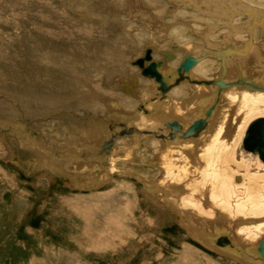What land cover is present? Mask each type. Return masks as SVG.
Returning a JSON list of instances; mask_svg holds the SVG:
<instances>
[{
	"label": "bare ground",
	"instance_id": "1",
	"mask_svg": "<svg viewBox=\"0 0 264 264\" xmlns=\"http://www.w3.org/2000/svg\"><path fill=\"white\" fill-rule=\"evenodd\" d=\"M124 1H116L124 3V6L123 3L114 5L118 12L126 10L129 14L149 16L151 4L158 8L151 14L152 22L159 26L157 30L150 20L146 24L152 40L158 36L165 38L167 31L175 26L172 32L180 42L173 44V50L160 47L157 55L154 48L161 44L143 47L146 33L140 30L145 28L112 16L121 30L113 31L116 37L110 40L105 32L112 22L104 23L94 42L98 47L102 45L104 52H93L94 68L84 65V61H74L76 66L60 63L61 58L57 61L49 53L50 47L44 51L40 47L37 60L55 65L44 67L50 72L60 70L63 80L57 84L60 89L55 90L65 93L20 90L14 85L11 90H4L6 96L15 95L22 103H34L44 117L58 114L57 120L44 123L48 128L53 124L52 133L48 137L34 136L33 140L26 136L28 130L19 121L9 117L0 119L5 161L9 160L7 165L12 168L8 170L15 177L19 171L14 169H25L37 177L62 179L68 188H78V191L92 192L112 184L111 189L94 196L114 197L119 214L137 210L143 228H153L157 220L155 216L153 219L152 215L147 216L141 205L149 206L161 219L168 216V221L177 223L190 238L220 257L221 261L208 259L209 264H264V256L258 249L264 238V160L258 147L252 149L245 144L249 128L264 127L261 123L264 121V37L259 33L264 31V0H147L150 6L144 0H134L129 8ZM46 2L40 0L39 4L46 6ZM169 3L177 7L164 19L162 16L173 7ZM178 7L185 9L179 12L183 18L173 15ZM74 11L79 17L87 15ZM37 16L45 15L38 13ZM65 16H61L65 22L57 25L59 31L67 29L64 23H70L71 18ZM163 20L166 21L162 23ZM72 21L75 27V19ZM81 25L75 30L86 38L92 37V27L85 21ZM104 41L109 43L100 44ZM110 46L114 52L108 55ZM119 47L120 53L114 54ZM178 49L182 50L180 54ZM146 52L149 57H145ZM199 52L204 53L195 54ZM118 58L127 59L129 64L118 67L121 76L113 70L107 71L105 64ZM187 58L194 62L183 69L180 64ZM98 67L109 74L100 73ZM91 70H97L98 74L94 75ZM69 77L74 84L66 83ZM105 77L113 79L110 87L104 84ZM123 83L127 84L122 86ZM5 106L10 105H1L0 111L13 114ZM74 106L90 109L95 114L81 115L75 111L70 114ZM96 113L104 117L99 119ZM194 122L199 123L198 127L186 135ZM120 124L133 127L131 136H116L124 127ZM261 135L259 140L263 143ZM47 138L50 144L45 142ZM17 145L23 157L15 153ZM0 172L5 175L4 179L11 177L1 168ZM132 197L138 199L139 207ZM119 220L113 222L124 225ZM119 230H106L110 236L105 248L125 240L124 228ZM101 244L98 242L97 246ZM198 256L193 248L184 245L178 256L179 264H202L204 261Z\"/></svg>",
	"mask_w": 264,
	"mask_h": 264
},
{
	"label": "rangeland",
	"instance_id": "2",
	"mask_svg": "<svg viewBox=\"0 0 264 264\" xmlns=\"http://www.w3.org/2000/svg\"><path fill=\"white\" fill-rule=\"evenodd\" d=\"M71 1L47 0L46 6H44V4H39L40 0H30L29 3L26 0H0V107L3 104L10 105L9 107L5 106V108L12 110L14 114H7L2 110L0 111V119L4 120L3 117H9L13 118L16 122L19 121L21 125L25 126L24 129L28 130L26 136L30 140H33L34 136L48 137L52 133V130H54L52 128L53 124L48 128L44 123L57 120L58 114L55 112L53 115L44 117L43 113H39L34 103H22L15 95L6 96L3 92L7 88L11 90L14 85L20 90L34 89L35 92L49 91L58 95L65 93L63 90H55L56 88L60 89V81L63 80L58 72L60 70L54 69L50 72L44 67L52 64L37 60L40 47L43 51L47 47H50L49 53L55 55L57 61L61 58L59 60L60 63L67 65L70 63L69 65L76 66L75 62L84 61L86 62L84 65L86 64L89 65V68H94V63L92 62L94 58L93 52L96 51L98 54L104 52L102 45L98 47L94 44L96 39H98L96 35H99L104 23L106 21L112 22L105 32L111 37L110 40L116 37L113 31L118 33L121 30H118V27H116L115 19L112 16L128 19L136 27L145 28L140 30L146 33V35L144 34L145 41L143 47L149 48L161 44L158 48L153 47L154 53L157 55L160 54L158 52L160 47L162 48L161 50H173V44L180 42L176 36L174 37L172 32L175 26H172L167 31L165 38L164 36H158V39L152 40V35L148 32L150 29L146 28V24L150 20L154 29L157 30L159 27L158 24L155 25L151 20V14H155V11L158 10L152 4V11H150L148 16V14L142 13L141 15L136 12L129 14L126 10L118 12L115 9V6L119 4L116 2L117 0H113L114 2L112 0ZM132 1L134 0H125V7L129 8L132 6ZM135 1L137 2V0ZM122 3L119 5H122ZM148 3L149 1L144 0V4L150 6ZM169 5L174 8L171 7V9L166 11L167 13L165 12L166 15L162 16L164 19L177 7L173 3H169ZM181 7L176 8L173 13L176 18H183L179 16L181 10L185 11ZM128 8L127 10H129ZM74 10L84 12L87 15L79 17ZM24 12L27 15H24ZM38 13H44L45 16H41V19L37 16ZM65 15L71 18L69 19L70 23H64L65 27L67 25V29L59 31L57 27L60 26L57 25L65 22V19L61 18V16L66 17ZM44 17H49L50 19ZM72 18L76 21L75 27L72 24ZM83 21L92 27L94 31L92 37L86 38L82 36L81 32L75 30L77 26L79 28L82 27L81 22ZM164 21L166 20H163L162 23ZM41 28L46 29V31L41 30ZM261 32L259 31L262 35L261 38H263L264 31L261 30ZM187 35L188 33L186 32ZM117 38L119 37L117 36ZM192 38L194 39V37ZM165 40L166 42L169 41V43H166ZM105 42L109 43L104 41L100 44ZM120 42L122 44V41ZM181 43H185V41ZM166 44L169 45L166 46ZM60 45L62 46L61 50H59ZM143 47L140 50L143 51ZM178 50L177 53L180 54L182 50ZM56 51L59 54L58 57H56ZM113 52L112 46L106 51L108 55ZM128 52L130 53V51ZM117 53H120V47L119 51L114 54ZM203 53L199 52L195 54L202 56ZM121 60V58H118L115 62L106 61L107 71L113 70L115 75L121 76L117 72L119 71L118 67L129 65L127 64V59ZM52 66L56 67L55 65ZM98 71L102 73L104 69L98 67ZM107 71L105 70L104 73ZM107 73L109 74V72ZM93 74L97 75V70H94ZM70 77L66 80V83L74 81ZM104 80V84L108 87L114 82L112 81L113 79L110 80L108 77L103 78ZM57 84L59 85L57 86ZM126 84L123 83L122 85ZM129 85L131 87L132 84ZM69 88L71 94L73 92L71 84ZM80 108L81 106H74L72 109L69 108L71 112H69V109H65V111L68 110L67 112L70 114L73 111L81 115H85V113L89 115L95 114L90 109L81 110ZM96 115L99 119L104 117L101 113H96ZM119 126H124L121 127L124 132L117 131V137H128L134 132L133 127H128L125 124H120ZM1 130L4 129H1L0 126ZM45 142L50 144L48 138ZM2 143L3 140L0 136V151L3 150L2 152H4L0 154V168L11 177L4 179L5 175L2 174L3 172H0V264H179L180 259L178 256L184 245L193 248L198 253V257L204 261L201 262L198 259L202 264H209V260L221 261L220 257L209 248L200 244L197 240L190 238L182 228L178 227L177 223L168 221V216L161 219L153 209L144 203V206L141 205L142 210L146 211L147 216L152 215V219L155 216L154 218L157 220L156 224L152 226L153 228H143V223L139 222L141 214L137 210L132 209L134 212L130 211L128 214H119V210L117 209L119 206L114 201V197L103 195V198L100 195L99 198V196H94L97 192L109 189V187L111 189L112 184L111 186L105 185L99 188L93 187L95 189H92V192L81 189L78 191V188H68L67 183L62 179L52 181V179L46 176L37 177L25 169H14L18 170L19 173L16 177L11 175L13 173L8 170L11 167L7 165L9 160L5 161L7 155ZM15 153L21 157L24 156L21 147L18 145L15 147ZM9 182H18V184L12 186ZM132 199L133 203L136 202L139 207L138 199L135 200L136 197H132ZM123 201L121 200V202ZM121 215L124 216L122 217ZM118 217L124 221V225L115 221L113 222V220L120 222ZM121 228L122 230L124 228L125 231L122 233L126 234L124 237L127 239L121 240L122 242L118 240L114 242L113 247L105 248V241L110 236L108 232L110 230H121ZM98 242H103V244L97 246Z\"/></svg>",
	"mask_w": 264,
	"mask_h": 264
},
{
	"label": "water",
	"instance_id": "3",
	"mask_svg": "<svg viewBox=\"0 0 264 264\" xmlns=\"http://www.w3.org/2000/svg\"><path fill=\"white\" fill-rule=\"evenodd\" d=\"M145 57H149V53L146 52V55ZM140 60L137 61V63H139ZM194 62V59L192 58H187L185 60V62H183L182 64H180V67L183 68V69H188L189 66ZM159 63V62H158ZM154 66V65H153ZM261 122V121H259ZM261 123H264L261 122ZM199 125V123L197 122H194L193 124H191V126L188 128V130L186 131V135L189 134L190 132H192L195 128H197ZM263 126V125H262ZM252 127V128H249L248 132H247V135L245 137V144H247L249 147H252V149H255L256 147H258L260 149V156L261 158L264 160V142H260L259 140V135L260 132H263L264 133V127ZM261 136H264V134H262ZM109 144L107 143L106 145L104 146H108ZM253 145V146H252ZM259 253L264 256V238L261 239L260 243H259Z\"/></svg>",
	"mask_w": 264,
	"mask_h": 264
},
{
	"label": "crops",
	"instance_id": "4",
	"mask_svg": "<svg viewBox=\"0 0 264 264\" xmlns=\"http://www.w3.org/2000/svg\"><path fill=\"white\" fill-rule=\"evenodd\" d=\"M123 86V85H122ZM120 132L122 133V132H124V130H120Z\"/></svg>",
	"mask_w": 264,
	"mask_h": 264
}]
</instances>
